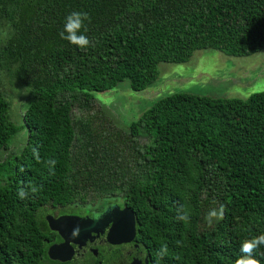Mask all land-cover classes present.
<instances>
[{
    "label": "trees",
    "instance_id": "1",
    "mask_svg": "<svg viewBox=\"0 0 264 264\" xmlns=\"http://www.w3.org/2000/svg\"><path fill=\"white\" fill-rule=\"evenodd\" d=\"M72 12L90 18L81 30L87 49L59 35ZM203 50H264V0H0V154L25 136L0 156V264H41L42 208L87 199L133 213L150 264H235L242 243L264 234V91L168 95L124 132L71 116L73 106L91 110V93L124 81L142 92L159 64H184ZM4 77L27 92L19 123ZM220 204L224 218L209 227L205 217ZM181 207L186 222L176 218ZM261 253L264 245L252 255L264 264Z\"/></svg>",
    "mask_w": 264,
    "mask_h": 264
},
{
    "label": "rangeland",
    "instance_id": "2",
    "mask_svg": "<svg viewBox=\"0 0 264 264\" xmlns=\"http://www.w3.org/2000/svg\"><path fill=\"white\" fill-rule=\"evenodd\" d=\"M158 72L156 82L142 92L131 91L129 82L124 81L112 90L91 93L94 99L91 110L80 112L77 106H73L72 118L91 119L92 126L99 132H124L158 99L168 95L188 93L246 99L253 93L264 91V50L249 57H229L211 50L197 51L187 63L159 64ZM2 84L12 104L11 117L19 123L27 92L10 84L5 77ZM24 139V131L18 132L9 149L0 156L19 149Z\"/></svg>",
    "mask_w": 264,
    "mask_h": 264
},
{
    "label": "flooded vegetation",
    "instance_id": "3",
    "mask_svg": "<svg viewBox=\"0 0 264 264\" xmlns=\"http://www.w3.org/2000/svg\"><path fill=\"white\" fill-rule=\"evenodd\" d=\"M110 210L107 220L98 219L106 209ZM128 210L122 203H99L90 199L79 201L67 207L45 206L40 217L47 228L45 254L41 264H150L149 248L138 237L135 222L134 236L129 241L118 242L123 236L110 238L113 228L126 231L129 225ZM64 220L59 231H52L46 217ZM117 242V243H115ZM56 248L55 258H50L48 250Z\"/></svg>",
    "mask_w": 264,
    "mask_h": 264
},
{
    "label": "clouds",
    "instance_id": "4",
    "mask_svg": "<svg viewBox=\"0 0 264 264\" xmlns=\"http://www.w3.org/2000/svg\"><path fill=\"white\" fill-rule=\"evenodd\" d=\"M89 16L84 12H72L66 17L65 25L63 31L59 33L61 39L67 40L70 44L76 45L81 49H87L90 45L89 38L81 33L83 29L86 32L88 29L85 25V21L89 20ZM33 154L37 161L40 162L39 152L36 148H33ZM50 165H55L54 160L47 161ZM54 174V172L52 173ZM29 189L32 193H35L37 189L29 185ZM18 196L20 199L28 198V191L25 188H20L18 190ZM225 206L223 204L219 205L218 209H212L209 211L205 217L207 225L212 226L214 220H222L225 214ZM180 221H188L190 219L189 213L182 207L177 209V217ZM264 245V234H261L252 239L245 240L240 248V252L243 254L236 259L235 264H260V260L253 257V252L260 246ZM167 253V246H162L158 251L157 255L163 257ZM264 256V253L260 254Z\"/></svg>",
    "mask_w": 264,
    "mask_h": 264
},
{
    "label": "water",
    "instance_id": "5",
    "mask_svg": "<svg viewBox=\"0 0 264 264\" xmlns=\"http://www.w3.org/2000/svg\"><path fill=\"white\" fill-rule=\"evenodd\" d=\"M118 207L117 206H112L108 209L105 210V212L100 216L98 217V219H102L103 220H107V218L110 217V210H117ZM128 213V218H129V225H128V228L126 231H122V230H119V229H116V228H113L112 229V232L110 233V238H114V237H117V236H123L122 239H120L118 242H124V241H129V239H131L133 236H134V232H135V222H134V215L131 211H127ZM64 220H68V222L72 223V222H75L74 219H66V218H60V219H53L52 217L50 216H47L46 217V221H47V224L49 226V229L52 230V231H59V224L61 222H63ZM117 243V242H115ZM56 253V248L53 247V248H50L48 250V255L50 258H55L54 254Z\"/></svg>",
    "mask_w": 264,
    "mask_h": 264
}]
</instances>
